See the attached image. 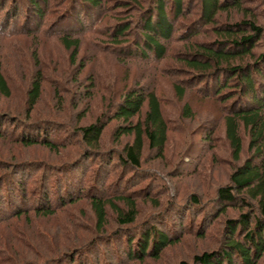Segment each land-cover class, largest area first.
<instances>
[{
    "label": "trees",
    "instance_id": "obj_1",
    "mask_svg": "<svg viewBox=\"0 0 264 264\" xmlns=\"http://www.w3.org/2000/svg\"><path fill=\"white\" fill-rule=\"evenodd\" d=\"M242 2L0 0V37L11 40V48L22 59L24 70L28 64L33 68L32 59L37 69L28 79V110H0V139L58 153L69 146H85L81 152L59 161L26 157L5 160L0 156V229H8L6 235L0 236V264H69L67 256L71 264H143L160 259L164 251L194 231L195 219L188 217L186 222L191 210L188 207L171 217L163 211L150 223L140 222L138 203L129 191L140 184L138 174L145 173L142 160L146 146L162 157L169 141L171 127L156 88L159 78L150 81L149 73L134 77L135 83L108 116L103 114L87 125L64 129L51 119L31 120L34 114L40 115L37 105L47 75L39 70L45 64L37 50L29 55L17 39L57 37L70 51L72 63H76L81 40L88 33L93 35L90 27L101 26L99 22L104 21L89 18L87 27L82 15H92L95 10L100 18L102 14L115 13L105 17L111 52L140 67H151L157 74L173 58L181 70L171 67L168 71L179 74L174 82L179 97L193 89L204 98L224 103L226 137L234 159L239 161L245 149L242 129L248 134V149L255 150L254 156L234 168L230 182L218 187L213 199L202 204L199 197H191L192 205L210 207L216 218L229 208L241 212L226 220L217 248L194 254L189 260L181 259L178 264H259L264 257V23L251 13L234 23L219 20L223 12L246 10ZM125 12L127 17L122 16ZM194 12L198 13L194 20L184 22ZM49 15L54 17L48 22ZM207 34L214 35V39H197ZM179 42L183 48L175 51L174 44ZM6 52L1 48L0 96L9 98L16 87L4 66ZM183 114L193 117L190 103L185 104ZM110 119L121 121L115 129L116 137L133 136L120 152L99 148ZM209 132H201L206 135L205 141L212 139L213 132ZM117 166L122 172H116ZM83 199L90 201L96 219L91 239L79 240L68 248L57 244L50 230L30 232L37 222L67 213L69 206ZM120 202L126 207H121ZM108 208L117 213V226L110 231L106 230ZM209 211L198 225L201 236L205 235ZM78 225L88 230V226L80 222ZM32 235L35 236L31 238ZM11 240L25 246L16 256L11 251Z\"/></svg>",
    "mask_w": 264,
    "mask_h": 264
},
{
    "label": "rangeland",
    "instance_id": "obj_2",
    "mask_svg": "<svg viewBox=\"0 0 264 264\" xmlns=\"http://www.w3.org/2000/svg\"><path fill=\"white\" fill-rule=\"evenodd\" d=\"M242 3L246 10L223 12L219 19L220 22L223 24L234 23L247 18V13H251L252 17H255L260 23H264V0H243ZM94 12L92 15L85 12L82 15L83 20L87 23L89 18H92V21L95 18L104 21L102 23L98 21L101 26L90 27L93 35L88 33L81 40L80 53L76 63H72L70 51L64 48L57 37L43 39L21 36L17 39L18 44L29 55L34 54L33 51L37 50L45 64L39 70L47 75L43 84V96L37 105L40 115L38 117L34 114L31 120L36 121L35 118L39 120L51 119L52 123L59 124L64 129L87 125L95 122L103 114L108 116L113 105L124 97V94L135 83L134 79L139 78L142 73L152 75L150 81L153 78H159L156 88L163 98L165 116L171 127L169 141L162 157H159L156 152L150 151L146 146L142 160L145 173L144 175L138 174L140 184L133 186L129 191L138 203V220L140 222L150 223L163 211H167L163 213L166 217H171V214L176 215L177 211L180 209L183 211L187 207L191 210L188 209L186 222H188V217L194 218L196 222L193 226L194 231L185 234L179 243L164 251L160 259H149L143 264H178L181 259L189 260L194 254L217 248L223 236L224 223L229 218L237 217L241 211L237 208H229L216 218L213 217L214 213H210V207L195 206L189 200L193 195L199 197L202 204L213 199L218 187L230 182L234 168L254 156L255 150L248 149L247 132L242 129L246 145L241 159L237 161L232 155V148L226 137L224 103L217 98H204L202 94L193 89H189L184 97H179L174 88V82L179 78V74L172 73L173 70L168 71L171 67H175L177 72L181 70V65L178 66L179 64L173 58L161 66L163 70L161 69V72L157 74L151 67H140L138 64L111 52L107 46L110 39L107 38V31H105L108 20L105 17L107 14L112 16L115 13L108 12L104 16L102 14V18H100L101 16L96 17L97 10ZM127 15L126 12L122 14L125 17ZM197 15V12L191 13L189 18L182 19V21L191 22ZM52 17L54 16L47 17L48 22ZM89 24L87 27L90 26ZM213 36L207 34L199 36L197 39L208 42L214 39ZM182 46L180 42L175 43V51L182 49ZM11 47V40L0 37V50L4 48L7 51L3 58L4 66L16 87L9 98L0 96V110L4 112L6 110L13 112L16 108L28 110L26 103L28 79L33 74L35 75L37 70L34 64L35 59L31 60L33 68H28L30 67L28 64L27 70H24L22 59L13 52ZM23 50L21 52H25ZM186 103H190L193 117L187 118L183 114ZM17 112H20L24 118L21 111ZM110 120L99 148L100 150L120 152L123 150L124 144L133 140V136L126 135L120 139L116 137L115 129L121 121ZM208 131L213 132L212 139L205 141L206 135H202L201 132ZM61 134H65V130H62ZM84 149L85 146L79 144V146L63 148L58 153L39 146L29 148L20 144L12 145L11 142L0 139V156L5 160L26 157L28 159L59 161ZM118 170H121L119 166H117V173H119ZM120 203L121 207H126L123 202ZM205 210L210 214H207L205 235L201 236L197 231ZM116 218L117 213L108 208L106 230L110 231L116 228ZM210 218L212 220L209 221ZM79 222L88 226L86 228L88 230L80 228ZM95 225L96 219L90 201L83 199L69 206L67 213L63 212L54 218L42 220L40 224L37 222L36 228L30 232L33 234L35 233L33 231L39 229L50 230L54 232L52 235L55 236L57 244L72 248L76 243H80L79 240L91 239L95 235ZM7 233V228L0 229V236ZM34 236L32 235L31 238ZM33 241L40 244L37 238H33ZM10 245L13 256L25 249L24 244L17 240H11ZM66 260L71 264L70 257L67 256ZM259 264H264V257Z\"/></svg>",
    "mask_w": 264,
    "mask_h": 264
}]
</instances>
